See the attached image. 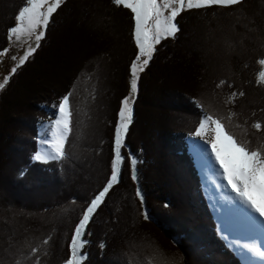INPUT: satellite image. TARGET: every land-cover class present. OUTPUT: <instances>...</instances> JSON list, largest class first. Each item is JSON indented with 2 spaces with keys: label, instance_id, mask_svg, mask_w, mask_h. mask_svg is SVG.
<instances>
[{
  "label": "trees",
  "instance_id": "trees-1",
  "mask_svg": "<svg viewBox=\"0 0 264 264\" xmlns=\"http://www.w3.org/2000/svg\"><path fill=\"white\" fill-rule=\"evenodd\" d=\"M25 3L0 0V52ZM132 16L114 0H64L0 95V264H62L69 257L75 225L111 173L115 124L137 54ZM174 23L175 38L156 45L139 73L121 179L89 224L82 264H242L217 232L188 138L207 113L222 118L236 139L264 146V0L186 10ZM76 63L81 69L69 75ZM62 81L72 88L66 158L33 161L37 114L47 115L50 105L41 99ZM130 154L138 184L129 175ZM51 191L53 201L29 205Z\"/></svg>",
  "mask_w": 264,
  "mask_h": 264
},
{
  "label": "snow or ice",
  "instance_id": "snow-or-ice-1",
  "mask_svg": "<svg viewBox=\"0 0 264 264\" xmlns=\"http://www.w3.org/2000/svg\"><path fill=\"white\" fill-rule=\"evenodd\" d=\"M63 2L64 0H26L25 6L17 12L15 25L8 29L9 41L15 39L19 42L34 37L36 47H29L24 55L19 57V63L11 68V74L16 73L18 67L24 65L40 46L50 19ZM243 2L244 0H114L116 5L130 9L133 14V36L138 52L130 65V93L121 101L115 124L110 176L102 190L98 191L84 208L82 217L76 223L69 244L71 255L65 264H82L86 259L87 253L83 249L89 243L85 236L91 235L88 230L89 224L113 186L120 182L125 161L122 148L127 147L125 136L133 122L132 101L138 91L139 73L144 71L153 58L156 45L168 37L175 38L179 27L174 21L184 10L214 6L231 7L241 5ZM3 51L7 53L8 49ZM12 60H17V57L12 56ZM260 63L264 64V60ZM261 76L264 77V72ZM9 78L4 77L0 83V90L5 88ZM232 95L235 97L236 94ZM71 96L72 92L69 91L59 99L58 104L51 105L53 118L47 124H41L39 136L41 146L47 147L43 151H37L32 157L33 161L47 164L50 161L60 162L66 158L65 144L69 137L72 115ZM228 119H231V115ZM254 127L259 130L262 125L256 123ZM206 130L213 133L210 141L205 139ZM189 138L193 141V151L197 158L202 160L206 171L211 172L209 181L217 189L224 190V199L250 224L257 222L264 224V219H261L264 218V146L253 148L250 142L236 139L231 132L226 131L222 118H214L207 113H202L198 127ZM130 156L132 179L138 184V160L134 155ZM136 195L144 207V218L150 220L143 191L139 187ZM48 242L47 239L44 240L45 244ZM100 247L103 249L106 245L101 242ZM238 247L248 249L253 255L264 257V251H259L255 244ZM31 251L35 254L39 249L32 248Z\"/></svg>",
  "mask_w": 264,
  "mask_h": 264
},
{
  "label": "rangeland",
  "instance_id": "rangeland-1",
  "mask_svg": "<svg viewBox=\"0 0 264 264\" xmlns=\"http://www.w3.org/2000/svg\"><path fill=\"white\" fill-rule=\"evenodd\" d=\"M15 23L16 21L13 22L12 26H14ZM6 38H7L6 45L0 52V83L3 82V79L5 76H9L10 77L9 80L12 77H14L17 72L14 74H11V68L15 67L19 63V57L23 56L25 51L29 47H36L34 37L31 40L24 39L19 42L15 41V39H13L12 41H9L8 33H7ZM4 49H8L7 53L3 51ZM137 52H138V49H137ZM12 56H16L17 60L13 61ZM31 56L29 57V59L31 58ZM77 63H79V61ZM77 63L74 65L73 68H71L69 75L73 72L72 76H74L75 73H77L78 70L81 69L80 66H78L79 64ZM260 65H261V69H262L261 73H262L264 72V64H260ZM21 66L18 67L17 71L20 69ZM261 73H260L259 81L261 84L264 85V77L261 76ZM72 79L73 78H71L69 81H71ZM70 84L71 83L69 82L64 83L63 81L60 82V85H58L57 87L54 84L49 87L50 91L43 95V99L41 100H46L45 98L50 99L48 101L50 102V105L47 106L46 108L47 115L43 116L37 113L34 114V117L38 115L36 120L37 122L39 121L38 140H37L38 147H37L36 152L43 151V149L47 147L46 145L41 146L40 144V140H39L40 128H41V124H47L53 118L51 115L53 111V109L51 108V105L53 103H56V104L59 103V99H56L54 96L57 93L60 94V96L62 95V93L64 94L68 93L72 89ZM129 86H130V83H129ZM6 87L7 85L5 86L3 90H0V95L5 91ZM199 92L200 90L198 89L196 92L197 95L199 94ZM41 100L39 102H41ZM212 135L213 133L211 132V130H206L205 139L210 141L212 138ZM188 139H189L190 153L194 158L196 169L199 171V175L202 180L203 189H204V193L207 198V201H208V205L210 206L212 214L214 215V220L217 226L218 234L226 242L230 250L240 259L242 264H264V257L253 255L248 249H245L243 247H238V245L242 246L244 244H249V245L255 244L256 246H258L259 251H264V224H260L258 222L255 224H250L243 216H241L237 211H235L232 208L230 202L224 199V190L217 189L215 185L209 181L208 177L211 175V172L206 171L202 160L198 159L195 152L193 151L192 139L190 138ZM209 151H210V147H209ZM128 171H129V175L131 176V168H129ZM19 182L22 184V181H19ZM56 194H57L56 191H51L46 197L45 196L40 197V196L34 195L33 196L34 199H31L30 202L28 201L30 203L29 205H33V203H36V202L42 203L44 201H47L45 202V204H47L49 201L54 200L53 197ZM47 198H49V200H47ZM51 198L53 200H51ZM28 202H24V203H28ZM261 219H264V218H261ZM84 250L85 248L83 249V251ZM70 255L71 253L69 254V257ZM69 257L67 256L65 258V261ZM65 261L62 264H65ZM168 261L171 264L170 260Z\"/></svg>",
  "mask_w": 264,
  "mask_h": 264
}]
</instances>
